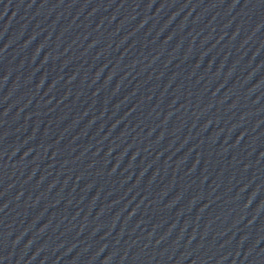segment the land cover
Listing matches in <instances>:
<instances>
[{
  "label": "water",
  "instance_id": "obj_1",
  "mask_svg": "<svg viewBox=\"0 0 264 264\" xmlns=\"http://www.w3.org/2000/svg\"><path fill=\"white\" fill-rule=\"evenodd\" d=\"M0 264H264V0H0Z\"/></svg>",
  "mask_w": 264,
  "mask_h": 264
}]
</instances>
